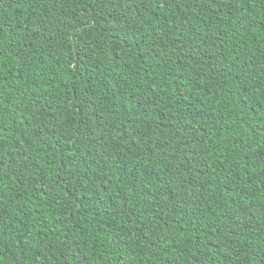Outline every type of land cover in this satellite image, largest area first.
Returning <instances> with one entry per match:
<instances>
[{
  "label": "trees",
  "instance_id": "trees-1",
  "mask_svg": "<svg viewBox=\"0 0 264 264\" xmlns=\"http://www.w3.org/2000/svg\"><path fill=\"white\" fill-rule=\"evenodd\" d=\"M0 264H264V0H0Z\"/></svg>",
  "mask_w": 264,
  "mask_h": 264
}]
</instances>
